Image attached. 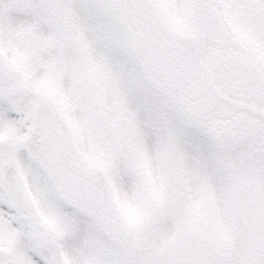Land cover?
<instances>
[{
  "label": "snow or ice",
  "instance_id": "snow-or-ice-1",
  "mask_svg": "<svg viewBox=\"0 0 264 264\" xmlns=\"http://www.w3.org/2000/svg\"><path fill=\"white\" fill-rule=\"evenodd\" d=\"M0 264H264V0H0Z\"/></svg>",
  "mask_w": 264,
  "mask_h": 264
}]
</instances>
